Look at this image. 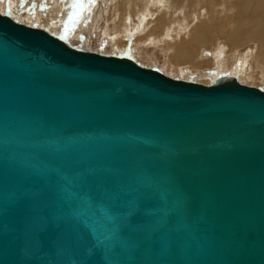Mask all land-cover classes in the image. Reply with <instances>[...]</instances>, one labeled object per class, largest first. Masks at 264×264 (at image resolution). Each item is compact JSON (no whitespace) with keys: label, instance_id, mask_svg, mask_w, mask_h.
<instances>
[{"label":"water","instance_id":"1","mask_svg":"<svg viewBox=\"0 0 264 264\" xmlns=\"http://www.w3.org/2000/svg\"><path fill=\"white\" fill-rule=\"evenodd\" d=\"M63 36L0 13V264H264V89Z\"/></svg>","mask_w":264,"mask_h":264},{"label":"rangeland","instance_id":"2","mask_svg":"<svg viewBox=\"0 0 264 264\" xmlns=\"http://www.w3.org/2000/svg\"><path fill=\"white\" fill-rule=\"evenodd\" d=\"M127 1L130 2L132 0H0V13H3L4 8L7 6V3L12 2L15 5V14H12L13 18L30 26L46 28L54 34H62L64 35L63 37L68 35L66 40L72 46L113 55H120L126 50H129L131 52L133 51V49L136 50L135 47L137 46V53H135L137 58L134 56L133 57L139 64L146 67L156 68L162 73L171 77L190 80L202 84H212L210 76L215 72L218 73L222 70L218 69V57L221 58L222 56H214V51H216V49L223 50L222 54L224 55V62H226L227 64L225 67L227 70H224L227 75H232L235 70V67L233 68V65H236L235 63H237L238 61V63L242 65L244 63L242 59L244 58L247 49L250 48L251 50L255 51L256 45L258 44L257 41H253L249 44V46H243L237 51H227L229 48V44L226 40L227 35L218 33L216 30L211 29V33L213 34L214 39L210 40L208 43L196 45V48L194 50L196 51L195 55L197 57V60L201 58L207 61L208 59L213 58L211 63L205 62L203 64L204 66L198 65L199 68L197 66L196 68L190 65L191 62L189 60H183L178 66L184 71L175 70L172 68L169 69V65L173 61V51H166L164 47H160L156 44L158 33L153 31L152 33L149 31L153 27V22L151 20L146 22V30L144 33L138 35V37L136 36L130 41L126 38L124 40V36L122 35L123 33L121 32H124L123 21L125 20V16L129 14L131 18H134L139 10H143L145 6L147 7V3H144L145 0H139L140 2L138 0H133V3L131 4H129ZM167 1L168 4L171 5V7L175 6L174 8H172L174 10L185 8V6L187 7V9L191 8V6H188L189 4L183 6V0H181V3H179L180 0ZM236 1L239 2L241 0H209L208 7L205 3H203L202 6L204 9L208 10L210 9L209 7L211 5L218 6V8L214 11L216 12L214 15V19L217 20V25L219 26L224 25L226 16L229 15L230 9L233 8V4ZM127 5H130L132 7L128 9ZM113 9L115 10L111 12ZM147 10L148 12H150L149 14L152 13L154 15V13H156V8H147ZM125 12L127 14H125ZM29 14L35 15L31 19H29ZM112 14L113 16H111ZM119 18L122 20H120ZM47 23L48 26L44 25ZM125 26L127 27L126 24ZM117 29L119 30V32ZM213 42H215L214 46L211 45ZM152 44L153 46H151ZM139 50L141 51L139 52ZM162 51H165L166 53L162 54ZM139 53L140 55H138ZM153 55L155 57L157 56L155 60L153 59L155 58ZM260 57L261 56H255L254 54H252L249 59V63L252 66L250 64H247V70L253 69L252 71L255 74L256 79H253L251 81L243 79L241 82L249 86H255L264 89V61H261L264 60V58ZM214 58L216 59V61H214ZM225 72L223 71V74H226Z\"/></svg>","mask_w":264,"mask_h":264},{"label":"bare ground","instance_id":"3","mask_svg":"<svg viewBox=\"0 0 264 264\" xmlns=\"http://www.w3.org/2000/svg\"><path fill=\"white\" fill-rule=\"evenodd\" d=\"M208 1L206 0H183V6L189 4L188 6L189 7L191 6V8L187 9V7L185 6V8L174 10L172 8H174L175 6L171 7V5L168 4L167 0H145L144 3H147V7L145 6L143 10H139L137 14L135 13L136 15L134 16V18H131L129 14L125 16V20L123 21L124 32H121V31L120 32L123 33L122 35L124 36V40L126 38L130 41L136 36L138 37V35H141L142 33H144L146 30V26H145L146 22L151 20L153 22V27L149 31L158 33L156 44L159 45L160 47H164L166 51L168 50L173 51L172 53L173 61L170 63L169 69L172 68V69L180 70V71H184L178 66L180 62L183 60H189L191 62L190 65L192 67H196V66L198 67V65L202 66L205 62L211 63L213 58L212 59L210 58L207 61L201 58L200 59L198 58L199 60H197V57L195 55L196 51H194L196 48L195 47L196 45L205 44V43H208L210 40L214 39V36L211 33V29L216 30L218 33L227 35L226 40L229 44L228 46L229 48L227 51H231V52L235 50L237 51L239 48L243 46H249L251 42L257 41L258 44L256 45L255 51L248 48L247 51L245 52L244 58L242 59L244 63L241 65L240 63H238L239 62L238 61L237 63H235L236 65H233V68L235 67L234 68L235 70L234 72L232 71L233 72L232 76H235L240 83H242L241 81L243 79H246L249 81L256 79V76L252 71L253 69L247 70V64H250L249 59L252 54H254L255 56H261L260 58H264V0H241L239 2L236 1L233 4V8L230 9L229 15L226 16V19H225L226 21L224 25H219V26L217 25V20L214 19V15L216 13L214 11L218 8V6L211 5L209 7L210 8L209 10L204 9L202 6L203 3H205L207 4V7H208L209 5ZM181 2L182 1L180 0L179 3ZM128 3L129 4L133 3V0ZM7 6L11 11V16L12 14H15L14 13V7H15L14 3L9 2L7 3ZM127 6H128L127 7L128 9L132 7L130 5H127ZM147 8H156V13H154V15L152 13L149 14L150 12H148ZM114 10L115 9H113L111 12H113ZM125 14L127 13L125 12ZM34 15L35 14H29L28 18L31 19L32 17H34ZM111 16H113V14ZM125 24L127 25V27L125 26ZM44 25L48 26V23ZM67 36H65L64 38L66 39ZM153 44L151 46H153ZM211 45L214 46L215 42H213ZM135 49L137 50V46L135 47ZM136 50L133 49V51L131 52L129 51V54L132 57L133 56L136 57V54H135L137 53ZM140 51L141 50H139V52ZM214 52L216 53V54L214 53V56L216 57L222 56L221 58L218 57L219 58L218 69H222V70L221 72H218V73L215 72L212 75L210 74L212 81L216 79L219 75H227V73L224 70L226 69L225 67L227 64L226 62H224V57H223L224 55L222 54L223 50L216 49V51ZM163 53L165 54L166 52L162 51V54ZM138 55H140V53ZM156 58L157 56L153 59L155 60ZM214 61H216V59ZM261 61H264V60H261ZM223 71L226 74H223Z\"/></svg>","mask_w":264,"mask_h":264}]
</instances>
